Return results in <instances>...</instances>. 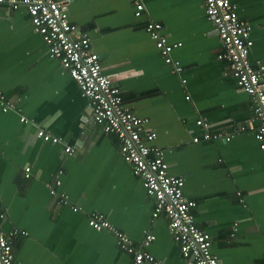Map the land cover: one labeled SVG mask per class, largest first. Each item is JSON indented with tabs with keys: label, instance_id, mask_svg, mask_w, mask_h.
Instances as JSON below:
<instances>
[{
	"label": "crops",
	"instance_id": "1",
	"mask_svg": "<svg viewBox=\"0 0 264 264\" xmlns=\"http://www.w3.org/2000/svg\"><path fill=\"white\" fill-rule=\"evenodd\" d=\"M79 32L86 33L103 72L118 84L123 103L155 132L167 171L184 179L183 192L196 202V225L210 234L219 264H264V149L251 130L234 133L252 119L251 97L237 87L217 55L220 39L206 20L202 0H59ZM250 26L251 62L264 66V0H230ZM158 22L179 73L164 61L145 25ZM185 80V82H183ZM0 92L16 103L0 109V199L6 233L26 231L12 240L22 264H132L107 231L87 223L93 211L146 247L161 264H190L173 239L166 218H153V204L142 181L119 151L114 134L92 120L78 85L51 58L33 30L24 7H0ZM188 96V98H186ZM29 121L22 122L20 117ZM205 117L211 131L233 133L229 141L193 142ZM256 126V123H253ZM38 129L63 143L43 141ZM30 167L29 177L24 168ZM73 204H57L49 194L55 172ZM142 264H153L143 262Z\"/></svg>",
	"mask_w": 264,
	"mask_h": 264
},
{
	"label": "built area",
	"instance_id": "2",
	"mask_svg": "<svg viewBox=\"0 0 264 264\" xmlns=\"http://www.w3.org/2000/svg\"><path fill=\"white\" fill-rule=\"evenodd\" d=\"M202 1L206 20L212 24L220 39L218 59L227 64L237 87L252 100V119L249 126L240 125L233 132L251 130L260 149H264V66L251 62L249 50L253 42L250 26L238 16L236 5L230 0ZM3 4L12 9L21 6L25 8L33 30L45 42L49 56L60 62L78 85L81 95L87 99L94 124L104 133L117 136L118 151L122 159L130 165L132 173L141 179L145 192L152 201V217L166 218L180 254L191 259L190 264H219L210 249V234L196 225L192 213L196 202L185 196L183 177L168 173L162 151L153 144L156 134L146 127L148 118L139 117L123 103L120 87L103 72L100 57L91 49L88 35L79 32L77 26L69 20L63 4L59 0H0V7ZM142 11L143 4L140 0H135L134 16H141ZM145 31L154 40L164 61L172 65V72L179 73L180 63L171 53L181 43L169 42L158 22H148ZM0 109H16V103L2 92ZM20 120L29 121L22 116ZM254 122L256 126L253 125ZM195 123L200 127L201 133L193 137V142L229 141L233 136L229 132L211 131L205 117H199ZM37 136L43 141L63 143L64 152L68 155L74 151L60 137L43 129H38ZM62 174L61 168L55 172L52 183L48 185L49 194L57 204L70 206L73 211H77L80 207L73 204L69 196L59 189ZM24 175L29 177V166L24 168ZM6 219L7 214L0 199V264H22L15 258L12 240L19 234L27 235V232L16 227L8 233L4 232L2 224ZM87 223L96 231L109 232L114 237L117 248L132 256V264H161L146 250L154 239L153 234H147L136 244L125 232L113 225L105 214L97 211L89 213Z\"/></svg>",
	"mask_w": 264,
	"mask_h": 264
},
{
	"label": "water",
	"instance_id": "3",
	"mask_svg": "<svg viewBox=\"0 0 264 264\" xmlns=\"http://www.w3.org/2000/svg\"><path fill=\"white\" fill-rule=\"evenodd\" d=\"M215 32H216V30H215Z\"/></svg>",
	"mask_w": 264,
	"mask_h": 264
}]
</instances>
